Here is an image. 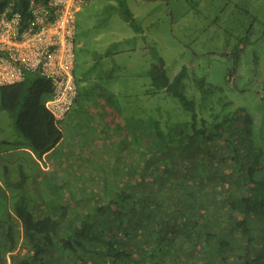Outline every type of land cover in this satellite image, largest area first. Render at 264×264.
<instances>
[{"label":"trees","instance_id":"trees-1","mask_svg":"<svg viewBox=\"0 0 264 264\" xmlns=\"http://www.w3.org/2000/svg\"><path fill=\"white\" fill-rule=\"evenodd\" d=\"M8 1L0 0V10ZM26 6V0H13V9ZM123 15L132 23L128 9ZM152 55L145 92L171 95L186 117L170 121L150 113L126 115L115 103L122 127L139 146H129L125 178L103 188L100 204L87 206L81 192L78 200L70 191L69 203L60 195L50 209L33 205L25 186L31 164L16 160L18 180L11 184L19 188L13 210L7 211L12 223L0 229V264H6L7 255L11 264H142L148 254L152 264H164V255L173 264L169 255L179 256L173 253L182 247L181 239L190 242L183 249L191 257V249L201 247L197 255L207 263L200 264H264V138L255 136L254 121L242 109L199 115L194 96L185 93L186 66L170 78L163 57L154 50ZM194 83L206 93L202 79ZM50 92L49 80L38 75L0 86V109L10 114L19 135L10 142L15 149H29L36 159L64 135L60 123L65 117L56 122L44 105ZM86 107L95 113L90 104ZM42 176L51 190L61 187L57 174ZM145 223L150 225L141 229ZM17 229L23 253L16 249Z\"/></svg>","mask_w":264,"mask_h":264},{"label":"rangeland","instance_id":"rangeland-1","mask_svg":"<svg viewBox=\"0 0 264 264\" xmlns=\"http://www.w3.org/2000/svg\"><path fill=\"white\" fill-rule=\"evenodd\" d=\"M124 8L132 23L124 18ZM153 50L163 57L170 78L186 66L185 93L194 96L199 115L242 109L254 121L255 136L264 138V0H87L75 13L74 75L81 97L60 123L67 130L76 122L81 127L76 126L74 136L78 137H65L64 141L71 142L55 149L52 164L42 163L50 168L48 171L38 173L34 167L38 164L21 153L32 167L25 169L29 174L25 186L33 205L50 209L60 195L63 203H69L70 191L78 200L81 192L86 199L82 203L87 206L100 204L104 202L103 188L123 181L129 146L138 147L139 143L135 139L132 143V133L122 127L124 122L115 103L126 115L130 111L150 113L170 121L186 117L171 95L161 90L145 92L149 82L145 72ZM194 79H202L205 94ZM88 104L95 113L85 108ZM18 136L12 117L0 109V229L12 223L7 211L13 210L17 197L14 191L19 188L11 182L18 180L15 166L21 158L16 161L13 154H18L10 151L14 150L10 141ZM71 145L78 155L71 153L70 160L60 158V147ZM4 165L9 174H5ZM42 174H57L56 182L61 187L51 190ZM146 224L150 225L145 223L141 229ZM15 238L16 249L23 253L21 229H17ZM188 242L180 240L182 247L173 253L179 256L169 255L172 263H207L197 255L201 247L191 249L193 257L184 252ZM165 248L164 252L170 253L171 249ZM134 252L139 254L140 250ZM148 255L142 264H152ZM164 261L169 262L165 255ZM6 264H11L9 255Z\"/></svg>","mask_w":264,"mask_h":264},{"label":"built area","instance_id":"built-area-1","mask_svg":"<svg viewBox=\"0 0 264 264\" xmlns=\"http://www.w3.org/2000/svg\"><path fill=\"white\" fill-rule=\"evenodd\" d=\"M24 11L13 0L0 10V86L38 75L50 82L44 100L61 122L77 96L74 76L75 13L87 0H26Z\"/></svg>","mask_w":264,"mask_h":264},{"label":"crops","instance_id":"crops-1","mask_svg":"<svg viewBox=\"0 0 264 264\" xmlns=\"http://www.w3.org/2000/svg\"><path fill=\"white\" fill-rule=\"evenodd\" d=\"M109 112V111H108ZM99 122V121H98ZM98 122L97 123H95L96 125H98ZM94 124V125H95ZM76 126H78V125H76V124H74L73 125V129H70V130H67V129H65V127H63V130H64V135L62 136V138H61V140L58 142V144L52 149V150H50L49 152H47V153H45L43 156H42V158L41 159H36V157H34V155H33V153L29 150V149H27V148H25V147H22V148H18V149H15L14 148V150H10V151H16V154H18V155H15V154H13L14 155V157H15V159L17 160H19V158H21L19 161H21L22 160V158L24 159V160H26L23 156H22V154L21 153H26V156H27V158H28V160L29 161H31L33 164H34V162H36L37 164H38V166H36L35 164H34V167L37 169V171H38V173H41L42 171H45V170H48V169H50L47 165H46V167H43V165H42V163H46L47 164V162H49L50 164H52L53 163V155H54V151H55V149L56 148H58V146H60V144H64V143H66V142H68V143H70L71 142V140H69V141H64V139H65V137H71L72 138V136H74L75 135V133H77L78 131H76ZM78 127H81V125H79ZM88 128V127H87ZM82 131H86L85 129L84 130H81L80 132H82ZM76 137H78V136H74V138H76ZM73 138V140H75ZM81 145V143L79 144V146ZM71 153H72V155H78V153L73 149V146L71 145L70 147H66V148H62V147H60V150H59V157L60 158H62V159H64V158H67L68 160H70L69 159V157H70V155H71ZM27 160V161H28ZM44 162H43V161ZM20 163V162H19ZM48 163V164H49Z\"/></svg>","mask_w":264,"mask_h":264}]
</instances>
